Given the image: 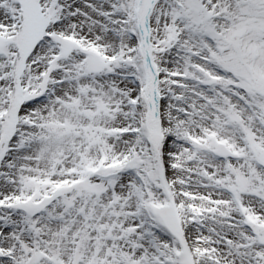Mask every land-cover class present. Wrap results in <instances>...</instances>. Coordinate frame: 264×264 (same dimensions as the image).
<instances>
[{
    "label": "snow or ice",
    "instance_id": "6c2138e0",
    "mask_svg": "<svg viewBox=\"0 0 264 264\" xmlns=\"http://www.w3.org/2000/svg\"><path fill=\"white\" fill-rule=\"evenodd\" d=\"M0 264H264V0H0Z\"/></svg>",
    "mask_w": 264,
    "mask_h": 264
}]
</instances>
